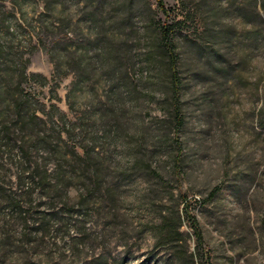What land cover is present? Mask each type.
<instances>
[{
    "label": "rangeland",
    "instance_id": "1",
    "mask_svg": "<svg viewBox=\"0 0 264 264\" xmlns=\"http://www.w3.org/2000/svg\"><path fill=\"white\" fill-rule=\"evenodd\" d=\"M165 2L169 20L156 0H0V264H264V0ZM165 21L182 54L180 145L146 60ZM54 37L78 50L59 70ZM94 45L112 48L118 89L139 91L128 124L80 120L109 105L104 72L78 85ZM168 211L183 239L163 248Z\"/></svg>",
    "mask_w": 264,
    "mask_h": 264
},
{
    "label": "trees",
    "instance_id": "2",
    "mask_svg": "<svg viewBox=\"0 0 264 264\" xmlns=\"http://www.w3.org/2000/svg\"><path fill=\"white\" fill-rule=\"evenodd\" d=\"M156 1L159 10H161L164 13L165 17H167L169 20L170 8L167 7L165 0ZM174 24L175 21H172L171 23L166 21L163 24L159 23L158 44H156L153 49L148 50L146 60H148L149 65L156 67L159 76H161L162 79H165L169 84V115L174 125L175 132H177L176 136H178L175 138V143L180 145L182 141L181 132L184 130L186 124V115L183 110V91L185 87V80L183 66L181 65L182 54L178 51V42L174 37ZM96 41L99 42L97 38ZM44 48L48 52L51 61L55 65L56 70H59L61 65H66V62L72 63L75 62L76 59H78V50H67L68 48L66 50H62L59 39L55 37L52 39L48 46L44 45ZM111 54L112 48H101L96 45H94L93 49H91L90 46H86L85 49L81 50L79 53V57L81 59L80 63H83L84 67L83 70H80L82 74L80 80L78 81V85H83L89 79L91 73L97 75L99 72H104L103 74H107L109 80H112V83L109 84V92L107 93L109 105H103L102 107L98 106L95 112H92L93 115L85 113L80 117V120H82L83 122H87L90 118L94 117L96 120H105L109 118L111 122L118 124L122 123V121L126 124L129 123L128 115L131 112L132 107L126 108V105H130V102H126L125 100H136L139 91H134V87L132 86L131 88L125 87L118 89V85L115 84L114 78L118 76L122 77L123 74L116 75L115 70H113L112 68L107 69ZM72 70V68L68 67V70L67 72H65V74H68ZM37 77L42 78L43 84L48 81V78L44 75L35 72L28 74L29 79L35 80ZM144 77L149 78L146 75H144ZM143 93L149 95L152 92L145 90ZM55 97L57 98V96ZM29 101L30 96L27 94H23L20 96L18 103L23 106L24 104L29 103ZM22 106H20V108L17 110V116L20 118H23L27 115L24 113ZM52 107L57 108L56 104H53ZM119 110L121 111V113H119ZM59 114V120L62 121L64 125H69L67 114L62 111ZM94 114L97 116H95ZM50 116L52 119L55 115L51 114ZM47 137L49 136H46V138ZM219 190V186L214 187L213 190L209 193L208 197L210 199H213L217 196ZM189 208H191V205L187 200L184 209V219L185 217L190 216L188 212ZM184 219L182 218V215L179 211L175 213H171L170 211H168L166 214H164L161 223L157 226L155 245L167 248L168 246L174 245L176 242L182 240L183 232L181 231V226ZM191 224L196 225V223L194 222H192ZM77 255L79 254H76V256ZM176 255H178L181 260L186 259L189 260L191 264H195V254Z\"/></svg>",
    "mask_w": 264,
    "mask_h": 264
}]
</instances>
